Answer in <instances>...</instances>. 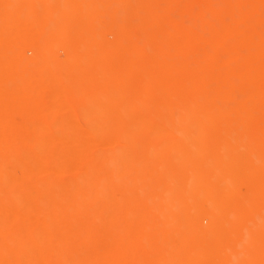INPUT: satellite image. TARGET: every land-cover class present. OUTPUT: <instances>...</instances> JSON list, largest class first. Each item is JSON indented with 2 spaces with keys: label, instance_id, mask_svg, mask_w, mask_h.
Instances as JSON below:
<instances>
[{
  "label": "bare ground",
  "instance_id": "bare-ground-1",
  "mask_svg": "<svg viewBox=\"0 0 264 264\" xmlns=\"http://www.w3.org/2000/svg\"><path fill=\"white\" fill-rule=\"evenodd\" d=\"M26 1L0 0V264H264V0Z\"/></svg>",
  "mask_w": 264,
  "mask_h": 264
},
{
  "label": "rangeland",
  "instance_id": "rangeland-1",
  "mask_svg": "<svg viewBox=\"0 0 264 264\" xmlns=\"http://www.w3.org/2000/svg\"><path fill=\"white\" fill-rule=\"evenodd\" d=\"M17 1H18V3H20V2H19L20 0H17ZM24 1H26V0H23L22 3H23ZM29 1H30V0H29ZM29 1L27 0L26 2L28 3ZM26 2H25V3H26ZM16 3H17V2H16ZM18 3H17V4H18ZM22 3H20V4H21V7H22ZM25 3H24V4H25ZM38 3H39L38 1H37V2H34V4L40 5V3H39V4H38ZM24 4H23V5H24ZM54 5H55V2H54ZM19 6H20V5H18V7H19ZM57 6H58V5H57ZM19 8H20V7H19ZM195 10H197L196 7H195ZM263 14H264V13H263ZM55 22H57V21H54V23H53V22H51V23L54 25ZM57 23H58V22H57ZM59 23H60V22H59ZM53 25H51V26L53 27ZM56 25H57V24H56ZM56 25H54V26H56ZM93 31H94V33H97V32H98L97 27H94V28H93ZM101 40H102V38H101ZM202 50H203V49H201V51H202ZM78 122H79L80 126H82V127L85 126V124H84L80 119H78ZM103 151H104V150H103ZM103 151H102V152H103Z\"/></svg>",
  "mask_w": 264,
  "mask_h": 264
}]
</instances>
